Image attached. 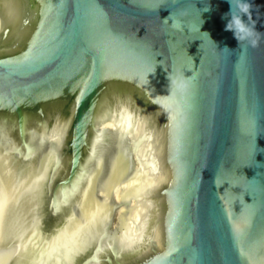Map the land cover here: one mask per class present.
Returning a JSON list of instances; mask_svg holds the SVG:
<instances>
[{
	"label": "water",
	"instance_id": "95a60500",
	"mask_svg": "<svg viewBox=\"0 0 264 264\" xmlns=\"http://www.w3.org/2000/svg\"><path fill=\"white\" fill-rule=\"evenodd\" d=\"M250 2L264 33V0ZM229 10L0 0V264H264V39L242 52ZM170 72L190 77L184 94ZM110 128L100 183L85 165L102 167ZM75 184L50 234L49 194Z\"/></svg>",
	"mask_w": 264,
	"mask_h": 264
},
{
	"label": "flooded vegetation",
	"instance_id": "af4514ba",
	"mask_svg": "<svg viewBox=\"0 0 264 264\" xmlns=\"http://www.w3.org/2000/svg\"><path fill=\"white\" fill-rule=\"evenodd\" d=\"M39 146L42 147L44 146L42 142H38ZM132 143H127L126 141V145L130 151V153H134V150H133V145H131ZM36 145V144H35ZM34 145V146H35ZM118 148H119V135H118V132L115 131L113 128H110V131H107L105 133H103L102 135H100L98 137V141H97V158L99 160V157H100V161H101V165L102 167H100V164L98 166V162H92V163H89L87 165H85V170H88V172H90L94 167H99V169L101 170L100 174H99V181L100 183H103L106 179H108L110 177V174H111V170H112V166H111V158L117 153L118 151ZM97 158H96V161H97ZM136 160V158H135ZM83 168V167H82ZM82 176V173L80 174V177ZM84 176V175H83ZM53 181V175L51 176V179L49 180V183H52ZM75 183H77V181H75ZM77 187V184L74 185V189L72 191L70 190H67L66 187L62 188V190L59 191V193L55 195H53V197H51L52 195L49 194V202H48V209L49 211L53 212V215H55L54 213H58L59 215L57 216L56 219H58V223H57V226H53V216H52V223H51V228H50V231H48L50 234H54L55 232V228L57 229H63L65 226V224L63 225L61 222H60V219L62 217H68V215H71L70 212H66V209H67V204L69 202V200L71 199L72 202H75V199L77 198L76 196L79 195V191H78V187ZM52 193V192H51ZM99 197L102 196V194L100 192H98L97 194ZM57 197V199H55ZM74 206H75V203H74ZM67 215V216H66ZM63 225V226H62ZM62 226V227H61ZM46 232V233H48ZM47 234H43V237H45ZM49 234H48V239H49ZM114 242H109V250L112 251V252H115V249H114ZM102 244V240H101V243L100 245ZM114 255L113 254H105V255H101V256H98L96 259H98V261L100 262L99 264H103L104 263V260H106V258H109V257H113ZM79 258H82V255H79ZM55 258H53L54 260ZM52 260V261H53ZM65 260V259H64ZM62 262V261H61ZM60 260L57 261V264L61 263ZM64 263V262H62ZM70 264V263H68Z\"/></svg>",
	"mask_w": 264,
	"mask_h": 264
},
{
	"label": "clouds",
	"instance_id": "9594fccd",
	"mask_svg": "<svg viewBox=\"0 0 264 264\" xmlns=\"http://www.w3.org/2000/svg\"><path fill=\"white\" fill-rule=\"evenodd\" d=\"M228 3L230 10L224 16L227 19L225 31H231L233 33L234 38L238 42L239 49L242 52L249 47L253 49L259 47L260 41L264 39V33L256 29V20L252 16L253 4L250 0H228ZM224 50L231 51L226 46L221 51ZM168 79L170 81V95L173 94V91L178 94H184L187 91L189 85L186 79H190V77L185 78L183 74V78H173L170 72Z\"/></svg>",
	"mask_w": 264,
	"mask_h": 264
}]
</instances>
